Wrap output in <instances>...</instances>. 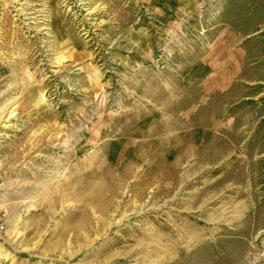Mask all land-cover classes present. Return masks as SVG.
Returning a JSON list of instances; mask_svg holds the SVG:
<instances>
[{"label":"rangeland","instance_id":"rangeland-1","mask_svg":"<svg viewBox=\"0 0 264 264\" xmlns=\"http://www.w3.org/2000/svg\"><path fill=\"white\" fill-rule=\"evenodd\" d=\"M194 8L198 25L164 27L137 0H0V264H264V0ZM130 31L146 33L155 68L220 31L244 38L236 88L209 103L248 136L223 174L180 184L173 167H114L99 152L101 126L196 94L132 103Z\"/></svg>","mask_w":264,"mask_h":264},{"label":"crops","instance_id":"crops-1","mask_svg":"<svg viewBox=\"0 0 264 264\" xmlns=\"http://www.w3.org/2000/svg\"><path fill=\"white\" fill-rule=\"evenodd\" d=\"M137 1L164 27L180 24L181 20L197 23L195 0ZM125 36L139 57L135 61L129 55L120 59L125 63L121 65L122 74L135 84L128 89L132 103L160 104L161 94L172 87L196 94L189 96L183 108L154 109L131 124L124 123V127L119 121L101 126L99 134L109 141L99 152H106L105 159L114 167L124 163L152 174L173 167L180 184L196 183L198 177L207 183L214 174H223L231 153L239 152L248 136L236 137L240 129L229 107L214 109L209 103L211 98L231 92L239 82L245 57L242 35L220 31L207 48L189 56L184 53L185 62L168 64L164 69L143 63L153 56L144 31H130ZM175 81L177 86H172ZM148 89L152 95L146 92ZM187 192L192 193V189Z\"/></svg>","mask_w":264,"mask_h":264},{"label":"built area","instance_id":"built-area-1","mask_svg":"<svg viewBox=\"0 0 264 264\" xmlns=\"http://www.w3.org/2000/svg\"><path fill=\"white\" fill-rule=\"evenodd\" d=\"M159 61L160 62L158 63V66H157L158 68L163 69V68L167 67L168 63H166L164 59L159 60ZM1 196L2 195L0 194V201H1ZM0 211H1V202H0ZM4 233H5V226H4V223L0 219V239L3 237Z\"/></svg>","mask_w":264,"mask_h":264}]
</instances>
